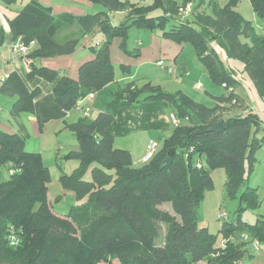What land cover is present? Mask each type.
I'll return each mask as SVG.
<instances>
[{
	"label": "trees",
	"instance_id": "16d2710c",
	"mask_svg": "<svg viewBox=\"0 0 264 264\" xmlns=\"http://www.w3.org/2000/svg\"><path fill=\"white\" fill-rule=\"evenodd\" d=\"M87 1L103 10L82 16L54 15L51 6L30 0L8 21L14 44L37 43L22 56L28 77L54 83L55 101L65 112L81 111L85 99L115 81L111 59L115 38L122 40L125 53L140 56L139 49L132 54L126 44L128 32L135 28L160 31L163 38L179 45L192 43L211 80L229 92L215 97L216 105L210 108L182 91L170 94L151 83L139 87L131 82L118 90L113 102L127 106L130 113L132 108L167 105L176 108L180 119L190 121L188 126L175 127L163 147L142 166L134 165L129 151L115 147L116 134L132 132L129 123L136 118L132 113L119 118L107 108L67 125L79 146L68 157L79 165L63 181L81 203L66 215H59L51 205L50 173L42 156L25 150L27 129L22 125L16 133L0 129V167L8 165L10 171L7 182L0 179V264H244L251 244L243 235L264 244V213L254 224L240 218L242 211L258 208L257 190L247 187L242 194L246 206L240 209L237 221L227 218L222 222L221 242L207 228L198 227L196 210L212 187L211 170H226L231 196L246 186L245 167L253 165L256 134L262 123L252 112L223 116L241 106L243 99L230 88L240 81L224 65L214 45L243 63L264 99V36L235 9L240 0H227L225 7L212 0L208 4L205 0ZM250 2L264 19V0ZM189 5L191 12L183 16L182 10ZM125 12L124 21L113 23L114 14ZM75 25L79 32L58 39L62 29ZM97 32L103 40L89 46L93 57L81 65L77 79L59 78L56 68L40 65L42 60L73 54L83 39ZM5 41L6 32L0 26V47ZM122 68L131 74L129 68ZM40 93V88L30 91L16 72L0 81V95L18 98L11 110L13 120L34 111ZM146 109L151 111V106ZM155 118L154 113L145 112L143 121L159 126ZM218 122L224 123L225 130L208 133ZM199 130L202 133L194 136ZM165 158L172 164L162 169ZM88 170L90 181L85 179ZM167 204L173 210H164ZM161 226L168 227V235L164 244H157ZM11 236L17 238V245L11 244Z\"/></svg>",
	"mask_w": 264,
	"mask_h": 264
},
{
	"label": "rangeland",
	"instance_id": "374dc122",
	"mask_svg": "<svg viewBox=\"0 0 264 264\" xmlns=\"http://www.w3.org/2000/svg\"><path fill=\"white\" fill-rule=\"evenodd\" d=\"M29 1L30 0H17L12 4H7L6 1L0 0L1 4L7 10L15 12L20 11ZM205 1L208 4L211 0ZM212 1H215L221 7H225L228 3L227 0ZM61 2L66 1L62 0ZM61 5L66 8L65 4L61 3ZM93 6L94 8L87 10L86 14H94L103 10V7L99 5ZM203 9L205 10V8ZM235 9L245 20L253 24L255 32L258 35L264 36V19L256 14L250 0H240ZM186 10L187 7L183 9V12H186ZM121 16L122 15L114 14L112 20L113 23L118 24L124 21L125 16L123 18ZM66 30L67 29H63L60 31L58 34L59 40L62 39V34L65 33ZM152 34H161V32H152L136 28L131 29L126 36V44L129 51H131L132 54H135L137 49L141 48L140 46H142V43H145L146 45L148 38L150 35L152 36ZM92 36L94 38V43L103 40V36L100 33H95ZM139 42H141V44H139ZM89 44H91V40H89L87 45ZM214 46L213 47L216 49V52L219 54V58L223 61L224 65L228 69H232L235 72H233L234 75L240 81L238 84L235 83V86L231 85L230 88L234 89L239 95H241L247 102L248 109L257 111L256 113L259 114L262 120L259 132L256 134L258 145L255 147L253 165L251 167H249V165L245 167L244 173L246 176V186L239 189L236 196H231L227 189L226 170L223 167L211 170L212 187L205 191L196 210L198 227L207 228L211 234L217 236L218 242H221L223 235L220 230L224 220L219 219L218 214L220 211H224L229 216L226 221H237L240 215V209L246 206L244 201H242V194L247 187L257 190L259 206L255 209L242 211L240 218L244 222L254 224L264 213V99L257 91L252 79L244 71L243 63L239 60L229 58L225 50L220 46ZM165 62L167 65H170V61L166 60ZM177 62V77L168 73L166 70L157 67L156 61L154 60L138 66V69L137 66H134V69L137 72V75L135 76L137 85L142 87L151 83L153 86H159L165 92L174 95L179 91H182L193 101L204 104L210 108H213L216 105L215 97L229 92L224 85H219L211 80L206 68L199 60L195 46L192 43L184 42L181 44ZM116 72L117 78L119 79L118 75L120 74V71L118 68H116ZM199 84L202 85L200 89L197 88V85ZM112 91L114 92L115 88L114 85L111 84L107 91L98 97L97 103H104L105 98L109 101V96ZM17 99V97L0 95V129L9 133H16L21 125L27 129L29 138L26 141L25 150L30 153L40 154L46 167L49 169L50 180L48 185V195L54 211L59 215L70 214L72 209L76 208L81 202L77 200L75 192L67 187L63 181V176L65 174L70 175L79 165L78 160L68 157L69 153L78 145V142L73 134L66 129V126L78 122L85 116L83 115V112L81 111V114L79 110L71 111L70 115L63 113L64 121L62 120V122H60L61 126L57 127V123L53 121L51 115H45V119L48 120V122L44 130L39 125L33 123L30 119V115H37L35 106L34 111L24 112L17 120L12 119L11 110ZM89 102L91 101L89 100L87 105ZM108 106L109 105H107V107ZM150 106L151 111L146 109ZM126 107L127 106L116 105L113 102L108 109L116 112L119 117H126V112L129 111ZM144 107H139L137 110L132 108L131 113H137L138 117L135 121L129 123L133 126L131 134H116L115 137V146L119 147L117 145H121V147H124L119 149L129 151L131 147L134 152L135 161L144 155L146 151L148 152V143L158 142V150H160L163 147L165 140L170 138L176 130L170 122V115L173 114V111H175V114L177 113L175 107L167 105H146ZM246 111L247 108L245 110V107H235L231 109V112H225L223 116L227 118L229 116L245 115L249 112ZM145 112L154 113V116H156L155 120H157V118L159 120V126L150 125L149 123L145 125L146 121H143L145 119ZM98 113L99 111L97 108H94V110H92V117L98 115ZM121 113L124 115L122 114L121 116ZM193 117L195 121H197V118L195 116ZM180 122L182 126L190 125L188 118H181ZM155 124L157 123L155 122ZM60 147L63 149H60ZM9 178L10 171L8 165L1 166V181L7 182ZM85 179L88 181L92 179L91 170L86 172ZM164 207V210H173L171 204H167ZM168 230L167 226L160 227V237L157 244H164L168 235ZM243 263L264 264V244L263 250L259 252H254V248L250 245ZM114 264L120 263L114 262Z\"/></svg>",
	"mask_w": 264,
	"mask_h": 264
},
{
	"label": "crops",
	"instance_id": "0c3cea01",
	"mask_svg": "<svg viewBox=\"0 0 264 264\" xmlns=\"http://www.w3.org/2000/svg\"><path fill=\"white\" fill-rule=\"evenodd\" d=\"M61 1L62 0H41L42 3H44L45 5L51 6L53 8L54 15L70 13V14H74L77 16H82L86 14L87 10L94 8L93 6L94 4L90 3L87 0H65L66 2H61ZM61 3L65 4L66 8H64V6H62ZM16 12L12 10H7L0 2V26H3L6 32V41L4 45L0 47V81L5 80L6 78H8L10 74L16 72L25 81L30 91L34 90L35 88H40L41 93L34 100V106H35L37 115L36 116L33 114L30 115L31 121L39 125L45 130L46 124L48 122V120L45 119V115H51V118L53 119V121L57 123V127L58 126L60 127L61 126L60 122H62V120L64 121L63 115L65 113L67 115H70V112L69 113L65 112L56 103L55 97L53 94V90L55 86L54 83H49L38 77L29 78L28 77L29 70L24 62L23 57L19 54H16L13 51L14 40H13L11 31L9 28L8 21L15 16ZM117 15H122L121 17L123 18L124 16H126V12L117 13ZM64 29H67V30L65 33L62 34V39L67 35L79 32V27L76 25L66 27ZM152 32H155V31H152ZM97 33H100V32H97ZM135 33H140V32H135ZM89 40H91V44L87 45ZM93 43H94V38L93 36L89 35L85 39H83V41H81L77 50L73 54L68 55V56H62V57L42 60L40 62V65H48L50 67L56 68L59 74V78L70 77L73 79H77L79 76V69L81 65L93 57L92 52L89 49V46L92 45ZM121 43H122V40L120 38H115L113 41L112 47H111V59L115 66V81L111 84L114 85L115 91L114 92L112 91L110 93L109 101H107L105 98L104 103H97L98 97L101 94H103L105 91H107L108 87L111 84L106 86L101 92L93 95V97H89L83 101V105L90 109L91 116H92V110H94V108H97L98 111L109 108V106L113 104L114 96L118 90H121L128 83L136 82L135 76L137 75V72L134 69V66H137V69H138V66L142 64H147L146 62H150L152 60L156 62H158L159 60H164V61L168 60L170 61L169 62L170 65L174 64L175 66L178 63L177 58L180 53L181 45L171 40L163 38L162 33L152 34V36L150 35V37L148 38V42L146 43V45L145 43L144 44L142 43V46H140L141 48L139 49L140 51L139 57H135L133 55H129L125 53V51L121 49ZM139 44H141V42H139ZM122 66L129 68L131 70V74L125 71L122 68ZM116 68H118L120 71V74L118 75L119 79L117 78ZM144 74H147V73H144ZM241 98L243 99L242 101L243 103L239 107L240 108L245 107V110L247 108V111H249L247 114L252 112L259 116V114L256 113L257 111H254L253 109H248L249 107H248L247 102L242 96ZM89 100L91 102H89L87 105V102ZM106 104L109 106L107 107ZM235 107L238 108V106H235ZM235 107H232L231 109ZM231 109L228 112H231ZM128 113L131 114L130 112H126L127 115ZM122 114L123 113H121V116ZM132 114H133V117H136V118L138 117L137 113H132ZM83 115L85 116L84 113ZM119 118H122V117H119ZM133 119H130V120H133ZM129 134H131V132ZM148 145H147V148H148ZM117 146L119 147H116V146L115 147L124 148V147H121V145H117ZM78 147L79 146L77 145L75 149L73 150H77ZM60 149H63V148L60 147ZM129 152L132 154L133 162L135 166H142L145 164L144 160L146 158L147 151L144 155L139 157L137 161H135L134 152L132 151L131 147H130Z\"/></svg>",
	"mask_w": 264,
	"mask_h": 264
},
{
	"label": "built area",
	"instance_id": "2783aa9c",
	"mask_svg": "<svg viewBox=\"0 0 264 264\" xmlns=\"http://www.w3.org/2000/svg\"><path fill=\"white\" fill-rule=\"evenodd\" d=\"M191 9H192V7H191V5H189L187 7L186 12H183V10H182L183 16L190 13ZM263 34H264V31H263ZM36 46H37V43L35 41H31L28 44H23L21 42H17L13 45V51L16 54L24 56V55H27L30 51H32ZM156 65H157V67H160L161 69L166 70L168 73L175 75L176 77L178 76L177 75L178 71H177L176 66L174 64L167 65L165 63V61L159 60L158 62H156ZM201 87H202L201 84L197 85V88H201ZM89 97H93V95H90ZM81 105H83V102L81 103ZM81 111L85 114V116L91 117L90 109L85 107L84 105H83ZM170 122L174 127H179L181 125L180 118L174 113L170 115ZM158 147H159L158 142H150L149 143L148 152H147L146 158L144 160L145 163L149 162L155 156V154L157 153ZM218 218L221 220H226L228 218V215L226 212L220 211V213L218 214ZM243 239H244V241L250 242L251 246L254 248V252H259V251L263 250V244L259 240L251 239L248 234H244ZM10 240H11L12 245L15 246L18 244V240L15 236H11Z\"/></svg>",
	"mask_w": 264,
	"mask_h": 264
},
{
	"label": "water",
	"instance_id": "95a60500",
	"mask_svg": "<svg viewBox=\"0 0 264 264\" xmlns=\"http://www.w3.org/2000/svg\"><path fill=\"white\" fill-rule=\"evenodd\" d=\"M225 130V126L223 122H218L212 126H210L207 130L208 133H219V132H223ZM202 131L199 130L198 132H195L193 135H197V134H201ZM172 164L171 159L169 158H165L161 164V168H165V167H170Z\"/></svg>",
	"mask_w": 264,
	"mask_h": 264
}]
</instances>
